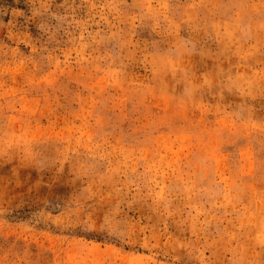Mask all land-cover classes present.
I'll list each match as a JSON object with an SVG mask.
<instances>
[{"label":"rangeland","instance_id":"rangeland-1","mask_svg":"<svg viewBox=\"0 0 264 264\" xmlns=\"http://www.w3.org/2000/svg\"><path fill=\"white\" fill-rule=\"evenodd\" d=\"M0 264H264V0H0Z\"/></svg>","mask_w":264,"mask_h":264}]
</instances>
